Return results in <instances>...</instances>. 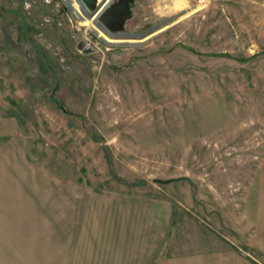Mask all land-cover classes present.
Here are the masks:
<instances>
[{"label":"rangeland","instance_id":"obj_1","mask_svg":"<svg viewBox=\"0 0 264 264\" xmlns=\"http://www.w3.org/2000/svg\"><path fill=\"white\" fill-rule=\"evenodd\" d=\"M184 1L0 0V264H264V0Z\"/></svg>","mask_w":264,"mask_h":264},{"label":"water","instance_id":"obj_2","mask_svg":"<svg viewBox=\"0 0 264 264\" xmlns=\"http://www.w3.org/2000/svg\"><path fill=\"white\" fill-rule=\"evenodd\" d=\"M85 10L86 17L93 20L94 24L102 30L106 35L112 38H119L124 35V26L126 21L132 15L131 2L134 0H119L110 6L113 0H102L96 5V0H77ZM68 5L73 9V5L68 2ZM109 44H116V41H107ZM171 179L156 178V182H169Z\"/></svg>","mask_w":264,"mask_h":264},{"label":"crops","instance_id":"obj_3","mask_svg":"<svg viewBox=\"0 0 264 264\" xmlns=\"http://www.w3.org/2000/svg\"><path fill=\"white\" fill-rule=\"evenodd\" d=\"M241 254L240 250L234 252L223 249L194 250L172 255L159 254L154 264H242Z\"/></svg>","mask_w":264,"mask_h":264},{"label":"bare ground","instance_id":"obj_4","mask_svg":"<svg viewBox=\"0 0 264 264\" xmlns=\"http://www.w3.org/2000/svg\"><path fill=\"white\" fill-rule=\"evenodd\" d=\"M68 2H70V4L73 5V11L76 13L77 16H79L82 20L83 23L85 24H90L91 29L97 33L98 36L105 38L107 41H116V42H124V41H130V40H125V39H114L111 36L106 35L102 30H100L93 22V20L88 19L85 14V10L83 9L82 5L77 1V0H66ZM102 1V0H101ZM109 0H106V3ZM185 4L184 0H176V4L177 8L179 7H183V5Z\"/></svg>","mask_w":264,"mask_h":264},{"label":"flooded vegetation","instance_id":"obj_5","mask_svg":"<svg viewBox=\"0 0 264 264\" xmlns=\"http://www.w3.org/2000/svg\"><path fill=\"white\" fill-rule=\"evenodd\" d=\"M118 1H119V0H117V1H114V0H113V1L111 2L110 6H112L114 3L118 2ZM135 1H136V0H134V1L131 2V8H133ZM132 12H133V9H132ZM123 31H124V30H123Z\"/></svg>","mask_w":264,"mask_h":264},{"label":"trees","instance_id":"obj_6","mask_svg":"<svg viewBox=\"0 0 264 264\" xmlns=\"http://www.w3.org/2000/svg\"><path fill=\"white\" fill-rule=\"evenodd\" d=\"M225 54H226V55H230L229 53H225ZM239 59H241V58H239ZM247 248H251V247H247ZM242 254L245 255V256H248V255H246V254L243 253V252H242Z\"/></svg>","mask_w":264,"mask_h":264}]
</instances>
